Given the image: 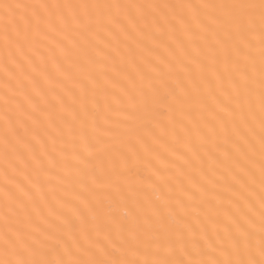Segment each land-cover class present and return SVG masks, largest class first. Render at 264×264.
Returning <instances> with one entry per match:
<instances>
[{"label":"snow or ice","instance_id":"snow-or-ice-1","mask_svg":"<svg viewBox=\"0 0 264 264\" xmlns=\"http://www.w3.org/2000/svg\"><path fill=\"white\" fill-rule=\"evenodd\" d=\"M0 264H264V0H0Z\"/></svg>","mask_w":264,"mask_h":264}]
</instances>
